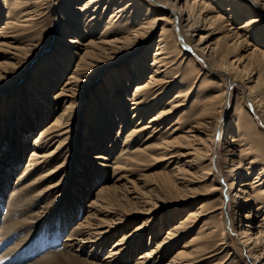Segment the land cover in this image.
Instances as JSON below:
<instances>
[{
    "label": "bare ground",
    "instance_id": "obj_1",
    "mask_svg": "<svg viewBox=\"0 0 264 264\" xmlns=\"http://www.w3.org/2000/svg\"><path fill=\"white\" fill-rule=\"evenodd\" d=\"M212 2L0 0V92L20 79L27 80V70L36 61L42 60L51 68L53 58H57L66 72L74 63L69 78L60 84L61 90L54 96L55 101L58 100L55 107L60 108L55 120L46 124L35 137L37 143L24 169L27 174L19 178L24 181H21L24 189L16 190L18 194L12 197L3 227L0 225V264H19L17 255H7L15 238L19 240L14 243L16 250L50 221L46 219L49 216L44 218L39 212L28 213L35 207L30 199L24 201L25 192L44 186L37 196H50L70 182L67 175L58 179L67 169H74L75 174L80 168L81 159H74L77 145L68 143L71 133L79 126L75 111L83 103L90 85L103 82L108 90L100 91L98 97L102 105L108 97L112 101L113 94H109L112 89L117 92L118 87L122 88L126 96L129 87L134 85L133 93L128 94L125 101L122 99L117 112L112 113L114 120H120L129 113L126 105L129 101L131 118L136 124L124 139L122 150L113 155L115 176L110 179L116 182L99 189L97 201L91 202L85 220L62 241V249L49 250L27 264H71L75 255H71L73 248L95 242L94 237L98 235L107 238L115 231H126L142 213L152 216L134 226L131 232H125L115 244V248H119L125 240L126 243L141 240L154 231L155 241L141 252L140 264L160 263L163 260V254L158 257L160 252L169 254L175 249L167 264H234L228 263L230 258L217 257L227 249L230 233L237 234L232 254L240 259V264H264V124L260 122V118L264 119V0ZM51 13L57 17L53 35L60 43L54 54L49 55V44L45 45L43 34ZM154 36L158 37L156 42ZM153 43H156L155 53L149 64L148 49ZM185 64L187 71H183ZM215 78L220 83L218 89H213L210 83L205 85ZM52 83L57 84L54 80ZM242 84L247 90H240L238 85ZM37 85L38 92L43 91L38 80ZM234 89L242 112H248L251 117L248 120L240 115L232 125H226ZM113 108L115 106H110ZM104 116L105 109L102 120ZM125 121L120 124L119 133ZM90 126L99 128L96 121ZM231 128L224 150L227 154L222 157L215 151L214 143L219 134ZM89 144L87 149L92 148ZM100 158L94 156V159ZM221 161L228 168L226 172L233 176L229 183L231 193H223L222 206L218 209H213L209 201L195 205L200 196H213L212 192L218 189L217 172ZM146 165H159L161 169L151 175H141L142 186L135 179H127L134 192L140 191L128 198L123 192L128 189L126 184H116L126 177L121 174L119 178L117 173L123 169L134 173L135 169ZM8 173L6 171L3 187L0 185L3 204L5 189L12 178ZM35 173L37 180L25 183L27 176ZM148 182L152 185H146ZM70 188L71 184L63 188L66 195L63 202L73 197L74 191ZM186 201L190 204L186 216L171 224L165 237L157 239L164 230V213L175 208L179 211ZM134 203L140 207H134ZM244 209L245 217L241 216ZM217 210H220L219 221L214 215ZM172 214L170 219L175 221L177 216ZM64 226L67 225L62 224V230ZM59 247L54 246L56 250Z\"/></svg>",
    "mask_w": 264,
    "mask_h": 264
},
{
    "label": "rangeland",
    "instance_id": "obj_2",
    "mask_svg": "<svg viewBox=\"0 0 264 264\" xmlns=\"http://www.w3.org/2000/svg\"><path fill=\"white\" fill-rule=\"evenodd\" d=\"M210 1L212 2L213 0H210ZM47 17H48L47 18L48 25H46V30L43 36H44L45 45L49 44L48 46L49 55H52V53L54 54L55 49L59 46V43H60L58 40L56 41V37L53 35V27L56 25L57 17L53 13L49 14ZM0 25H1V22H0ZM154 40L156 42L158 40V37L154 36ZM65 46L68 47L67 45ZM155 46H156V43H153L152 46L149 47L148 49L150 51V53L147 55L148 56L147 62H149V64L152 63V56L155 53ZM70 47L71 45L69 46L68 49H70ZM42 62H43L42 60L41 61L39 60L31 64V66L27 70V75H26L28 77L27 80L20 79L21 81L17 82V84H15L14 86L10 88L6 87V89L4 88L3 91L0 92V185L1 187H3L4 185L3 183L5 182L6 171H9L8 174L10 175V177H12L8 187H6L5 189L4 204L2 203L3 201L0 200V225L1 227H3L2 224H3V221L5 220L4 215H7L6 213L7 209L12 206V204H10L12 197L14 198V195L16 194L15 195L16 197L18 194V191L16 190L24 189V186L21 185L22 180L20 181L19 178L25 177L26 176L25 174H27L26 173L27 171L24 173V169L28 166L29 160H30V153L32 149L34 148L35 143H37L36 142L37 140L35 139V137L39 135V133L41 132V130L46 124L52 123V121L55 120L56 113L59 112L60 108L55 107V105L58 103L57 102L58 100L55 101L54 96L61 90L60 84L62 82H66L67 79L69 78V73L71 72V68L74 65V63H71V67H69V70H68L69 72H66L61 69L63 68L61 65H59L61 64L60 63L61 61H59L57 58H53V61H52L54 64L52 67L54 68L52 67L49 68L48 65H47L48 67L45 65V62L43 63ZM67 64H68V60H67ZM127 64H129V69L132 68V66L130 65V61ZM185 68H186V64L185 66H183V71H187ZM44 70H47L46 75H44ZM49 75L54 76V77L49 78ZM37 80L39 81V84L43 86L42 88L43 91L41 92L40 91L38 92L39 86L37 85ZM52 80L56 81L57 84L52 83ZM207 83H210V85L212 84L214 86L213 89H218L220 85V83L218 82V78H215L214 80H212V82H206L205 85ZM95 85L94 83L90 85L89 91L86 92L85 94V97H84L85 99L83 103H80L79 104L80 107L78 108V110L75 111V115L77 116L76 120L78 122L77 125L79 126L76 127V129L71 133V137H69V140H68V143H70V145L72 143H75L74 146L77 145V149L74 154V159H77V158L81 159L80 168H77V172L75 174L73 173L74 169L72 170L67 169L65 174H62L58 179L60 180L62 176L67 175L68 178L70 179V182L50 196L49 195H46L47 197H45L44 195L43 197L37 196V193L43 190L44 186H41V188L37 190L32 189V190H27L26 192L24 191L25 192V194L23 195L24 201L25 200L27 201L30 199L31 202L33 203L32 207H35V208H32L31 210H28V213L39 212L40 214H43L42 217L44 218L49 216L46 219L50 220L49 221L50 223L48 222L47 225L43 226L40 230L38 229V232L35 233L36 235L34 234V237L33 236L31 238L29 237L27 239V242L21 245L16 250L14 249V247L17 241L19 240H16L15 238L13 244L9 248L10 252L7 251L8 252L7 255L12 254V253L17 255L18 256L17 261L18 260L21 261L19 264H27L29 262L31 263L32 261H35V259H38L40 255L42 256L49 250L50 252H52V251H58L62 249L61 246L64 245V242L62 241L65 239L67 240L66 236H68V234H71L73 230L76 229V227H78L79 224L85 220L87 214L89 213V210L91 209L89 208V205L91 204V202L93 200L97 201L98 199L97 193L99 189L101 187L108 186L109 184L110 185L115 184L116 182V180L110 179L111 177L114 178L115 176L113 173V168H112V164H113L112 160H114L115 155L122 150L121 147L123 145L124 139H126L127 135L130 133L131 130H133L136 124L132 121V118H131L130 106H128V104L130 105L129 101H127L126 103L127 107H129V113H127V115L125 116L122 115L119 118L120 120H114L115 118L112 113H114L115 111L117 112L116 110L117 105L121 104L123 100L125 101L126 96L128 97V94L133 93L134 85L132 84V86L129 87V89L127 90L126 96L122 94V88L118 87L117 92H115L116 90L112 89L113 92H109V94L110 93L113 94V96L111 97L112 101H110L109 99L110 97H108L107 100H103L105 101L104 105L99 103L98 96L100 95V91L108 90V86L104 82L101 84L97 83ZM238 86L240 90L242 91L247 90V86H245L244 84H242L241 86L240 85ZM233 94L235 96H234L232 106L229 110V116L225 120L226 125H228V123L232 125L235 119L239 117L240 115L242 117H244L245 115V118L248 120H250L249 118L251 117L250 114H248V112H242L241 102L239 98L237 97V91L235 89L233 90ZM101 100L102 99H100V101ZM110 106H115V109L114 108L110 109ZM248 106H250V104H248ZM104 109H105V116L102 120L101 116L103 114ZM123 111L126 112L127 110L125 109ZM93 121L94 122L96 121L97 125H99V128H91L90 123ZM98 121L100 122L98 123ZM124 121H125V126L122 128L121 132L119 133L120 127H121L120 124H122V122ZM260 122L264 124V119L260 118ZM250 124L253 126L256 125L254 124V122H251ZM231 131H232V128L223 131L217 137L216 143H214L215 151H219L222 157L227 154V153L224 154V150L228 146V141H229L228 133H230ZM89 143L92 144V148L87 149L86 147L90 145ZM131 145L133 146V144ZM129 149L130 147L126 149V152H128ZM95 155L101 156V158L94 159ZM62 160H64V157L62 158ZM224 164H225L224 161H221L220 166H219L220 168L218 169L219 172H217V175H218L217 176L218 178L217 188L218 189L214 193L212 192L211 195L213 196H207V195L200 196L198 202H196L195 205L203 201H209L210 206L212 205L213 209L215 207L218 209L222 206V203H221L223 200L222 195L223 193L225 194V191L227 193H231L229 183L233 179V176L231 177L228 174V172H226L228 168L226 164L225 165ZM160 169H161V166L159 165H152V166L146 165L144 167L135 169L134 173H132V171L131 172L129 171L127 173V171L123 169L121 172L119 171L117 173V177L120 178L121 174L122 175L124 174L126 178L119 181L116 184L117 185L126 184V187H128V189L127 191L123 190V192H125V194L128 195V198L130 197L132 198L135 195H137L138 192L140 193V191L137 190V193L134 192V189L131 183H128L127 179L130 181L135 179L136 182H138L139 185L142 186V183H140V181L143 180L141 175L143 174L151 175V173L156 172ZM10 170L12 173L10 172ZM36 174L37 173H35L32 176L29 175L30 177L27 176L25 183H30V182L33 183L35 179L37 180ZM117 177L115 179H117ZM211 181L212 179L208 183L211 184L212 183ZM227 182L228 184L226 185ZM70 184H71L70 189L74 191L73 197L68 198L66 202H63L64 200L63 198L66 197V195H64L63 193L65 191L63 190L65 188H69ZM146 185H152V184L148 182ZM222 186H227V187L223 189ZM226 189H228V191ZM124 200L128 201L127 199H124ZM226 200L230 201L228 200V198ZM234 200H235V197H233L231 201L233 202ZM60 204H62V206ZM188 205L190 204H188L186 201L184 204H182L179 207V211L177 208H175L174 210L170 209L171 212L167 211L164 213V215L162 216V221L164 223V230L162 231V233L157 239L160 240V238L165 237L167 235L168 229L170 228L171 224L177 223L179 218L182 219L184 218V216H186L185 214L187 213ZM58 206L60 209L58 208ZM134 207L137 208L140 206L139 204L137 205L134 203ZM49 209L51 211L47 213ZM229 209L230 211H232V206H230ZM219 212L220 210H217L214 213V215L217 216L216 218L217 220L215 219L216 221H219L218 220ZM245 212L246 210L244 209L243 213H241V216L245 217L244 216ZM68 213L70 214V216L68 215ZM171 214L175 218L177 216L175 221H172L173 219H170ZM148 216H152V215L143 214V213L137 215L138 219L136 220V222H134V224H131V226L126 231L122 229L119 231H115L110 237H107V238H103V237L100 238L99 237L100 235H98L94 237V240L96 239V241L93 243H90V244L81 243L82 245H80L79 247L73 248L72 250L71 255L75 254L76 256L73 255L72 257L73 263L71 262V264H93V263H96V264H136L137 262H138L137 264H140V261L142 263L143 259L139 257L142 256L141 252L147 250L146 246L150 247L151 243L155 241L154 240L155 234L153 233L154 231H152V233L149 232L146 235H144V237L141 239L142 241L132 240V242H129L127 240L128 243H126V240H125L122 246L119 248H115V244L119 240H121L122 235L125 234V232L127 233L131 232L134 226L142 223L143 220L148 218ZM62 220H65V222H63ZM62 224L67 225V226H64L63 230H62ZM48 225H50L49 228L47 227ZM1 231L2 229L0 230V235H1ZM11 234L12 233L7 234V235L10 236ZM60 234L61 235L63 234V235L60 237ZM7 235L5 237H8ZM88 236H89L88 234L84 235L85 238H88ZM228 236H229L228 243L227 245H225L227 249L220 252L217 257L223 258V259L230 258V261H228V263L234 262V264H240V259L237 256L235 257V254H232L235 252L234 247L238 240L237 234L230 233L228 234ZM63 237L65 238L63 239ZM98 238L100 239L97 240ZM37 240H39L40 243H38ZM54 243L60 246L57 250L54 248L55 246ZM32 244H34L35 246ZM43 245H46V246H43ZM44 247L45 249H43ZM36 248L37 249L40 248L39 249L40 252L37 251ZM175 251L176 249L169 252V254L164 253V251H162V253L160 252L158 254V257L161 254H163V260L157 264H167V262L169 261L171 257V254H173ZM229 251H230V254H228ZM157 261H158V258H157ZM217 261L218 260H215L214 262H217ZM153 263L154 262L149 263V264H153Z\"/></svg>",
    "mask_w": 264,
    "mask_h": 264
}]
</instances>
